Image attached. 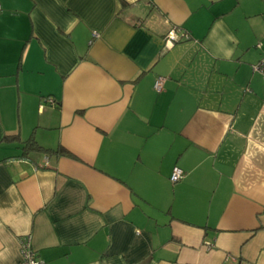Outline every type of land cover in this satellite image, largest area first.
Segmentation results:
<instances>
[{
  "label": "crops",
  "instance_id": "obj_1",
  "mask_svg": "<svg viewBox=\"0 0 264 264\" xmlns=\"http://www.w3.org/2000/svg\"><path fill=\"white\" fill-rule=\"evenodd\" d=\"M259 44L264 0H0V264H264Z\"/></svg>",
  "mask_w": 264,
  "mask_h": 264
},
{
  "label": "built area",
  "instance_id": "obj_2",
  "mask_svg": "<svg viewBox=\"0 0 264 264\" xmlns=\"http://www.w3.org/2000/svg\"><path fill=\"white\" fill-rule=\"evenodd\" d=\"M180 40H189V36L186 33L180 31L177 27H173L164 37L163 48L169 50ZM257 48L262 49L264 48V46L259 44L257 45ZM251 69L253 73H256L260 76L262 83H264V55H262L260 61L256 65H253ZM163 82V78H157L153 85L154 90L159 92L162 88ZM46 102L53 104V101L51 99H47ZM183 178V171L178 167H174L170 176V181L172 183H178ZM20 258L21 259L18 264H40L35 251L30 245V240L28 237H25L21 240Z\"/></svg>",
  "mask_w": 264,
  "mask_h": 264
},
{
  "label": "trees",
  "instance_id": "obj_3",
  "mask_svg": "<svg viewBox=\"0 0 264 264\" xmlns=\"http://www.w3.org/2000/svg\"><path fill=\"white\" fill-rule=\"evenodd\" d=\"M7 141H13L12 138L10 137H7L6 138ZM23 151L26 152L28 150H41L38 146L35 145V143L33 144V142L31 143H28L27 145H25V147H22ZM59 153H62V154H66L64 152H62L61 150L57 151Z\"/></svg>",
  "mask_w": 264,
  "mask_h": 264
}]
</instances>
